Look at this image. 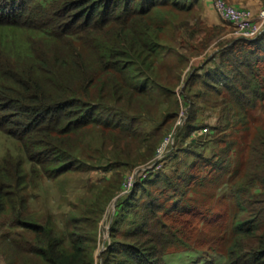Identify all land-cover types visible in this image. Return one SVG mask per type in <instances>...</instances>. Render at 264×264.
<instances>
[{"label": "trees", "instance_id": "1", "mask_svg": "<svg viewBox=\"0 0 264 264\" xmlns=\"http://www.w3.org/2000/svg\"><path fill=\"white\" fill-rule=\"evenodd\" d=\"M191 8L178 0H0V133L18 146L12 150L17 156L8 152L0 162V249L6 264H95L99 223L117 187L103 190L84 216L62 228L30 214L28 180L55 179L87 163H119L132 171L151 162L182 110L176 91L189 61L182 29ZM260 37L220 50L211 70L215 97L202 101L205 92L194 81L185 84L189 122L196 115L205 118L206 110L196 112L202 102L217 109L221 123L233 111L246 119L249 111L264 110ZM255 132L264 140V128ZM88 137L96 141L86 146ZM248 146L263 156L264 166V142L259 150L253 137ZM224 151L230 155L227 146ZM191 163L157 172L120 199L100 264H167L170 247L189 245L200 213L184 201L210 174L204 156ZM258 183L264 185V173ZM231 234L224 264H264L261 223L235 219ZM247 240H254L250 250Z\"/></svg>", "mask_w": 264, "mask_h": 264}, {"label": "rangeland", "instance_id": "2", "mask_svg": "<svg viewBox=\"0 0 264 264\" xmlns=\"http://www.w3.org/2000/svg\"><path fill=\"white\" fill-rule=\"evenodd\" d=\"M178 1L192 6L191 11L183 17L186 25L182 29L185 40L183 46L187 49L185 55L189 61L186 67L182 68V84L176 91L180 97L182 110L173 126L164 133L162 143L151 162L140 164L132 171H127L119 163L102 165L87 163L82 169L55 179L44 176L41 181L34 182L32 177L28 180L30 214L44 223L52 220L62 228L68 224L70 228L72 219L84 216V211L103 190L112 185L117 187L118 194L105 207L99 223L97 246L94 250L95 264L101 263V255L111 243V231L116 228L114 222L118 215L117 206L120 199L130 195L135 185L157 172L168 174L176 168H183L185 164L190 166L191 161L198 155L209 160L207 172L210 174L204 181L191 188L184 205L194 207L200 215L197 221L192 222V229L188 235L189 245L170 247L166 256L167 264H204L209 261L224 264L225 254L233 240L231 224L235 219L252 218L261 223L264 229V185L258 183L264 173V166L261 164L263 156L251 152L248 146L250 139L254 137V147L262 150L263 136L260 133L256 134L255 129L264 128V110L259 108L256 111H249L246 119L236 118V111H231L229 122L221 123L217 109L207 102H202L208 101L210 96L215 97V94L209 91L215 85V75L211 76V70L219 64L217 58L220 50L242 39L237 38L232 26L217 15L209 0ZM233 2L245 8L254 7L257 10L255 14L253 13L254 20L258 19L259 11L264 8V0ZM260 36L262 39L264 33ZM16 39L22 41V36L17 34ZM174 75L175 73H171V79ZM188 81H194L196 90L205 92L206 95L201 101L206 105L202 109L197 108V111L195 108L200 114L206 110L205 118L196 115L192 122H189L191 111L189 112L190 109L183 99V89ZM190 125L195 129L189 131ZM197 128L202 129L204 134L201 135L202 131H198ZM207 134L213 135L206 136ZM95 141L96 139L88 137L86 146ZM164 142L166 145H163ZM225 146L229 148L230 155H222ZM15 147H18L15 140H9L0 133V162L8 152L13 153L11 156H17L12 151ZM170 151L172 152L169 154ZM84 158L86 161V156ZM123 159L125 161L126 157ZM156 161L160 163L156 165ZM198 164L201 168V162ZM245 172L248 178H243ZM239 181L241 182L236 185ZM222 224L226 225L225 229L221 228ZM243 243L246 250L254 246V240ZM1 245L0 242V247ZM2 253L0 249V264L9 263ZM17 264L24 263L18 260ZM27 264L37 263L33 261Z\"/></svg>", "mask_w": 264, "mask_h": 264}, {"label": "built area", "instance_id": "3", "mask_svg": "<svg viewBox=\"0 0 264 264\" xmlns=\"http://www.w3.org/2000/svg\"><path fill=\"white\" fill-rule=\"evenodd\" d=\"M212 5L217 15L226 24L232 26L237 38L253 41L264 32V8L259 11L258 19L254 20V15L249 9L234 6L227 3L225 0H212ZM170 140L171 137L167 140V145ZM163 145H166V143L164 142ZM163 145L161 147H163Z\"/></svg>", "mask_w": 264, "mask_h": 264}, {"label": "crops", "instance_id": "4", "mask_svg": "<svg viewBox=\"0 0 264 264\" xmlns=\"http://www.w3.org/2000/svg\"><path fill=\"white\" fill-rule=\"evenodd\" d=\"M210 1V4L212 5V0H209ZM230 3H233L232 5H234V6H237V7H243V6H240L239 4H236L235 2H233V1H235V0H228ZM237 1V0H236ZM252 5V4H251ZM212 7H213V5H212ZM243 8H245V7H243ZM246 9H249L252 13H256L257 12V10L256 9H254V7L253 8H246ZM251 9H253V10H251Z\"/></svg>", "mask_w": 264, "mask_h": 264}, {"label": "water", "instance_id": "5", "mask_svg": "<svg viewBox=\"0 0 264 264\" xmlns=\"http://www.w3.org/2000/svg\"><path fill=\"white\" fill-rule=\"evenodd\" d=\"M157 164V162H155Z\"/></svg>", "mask_w": 264, "mask_h": 264}]
</instances>
